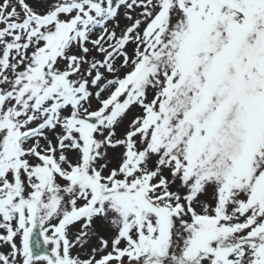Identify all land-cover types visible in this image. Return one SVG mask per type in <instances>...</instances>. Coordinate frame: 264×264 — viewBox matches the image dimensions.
I'll return each mask as SVG.
<instances>
[{
  "label": "snow or ice",
  "instance_id": "1",
  "mask_svg": "<svg viewBox=\"0 0 264 264\" xmlns=\"http://www.w3.org/2000/svg\"><path fill=\"white\" fill-rule=\"evenodd\" d=\"M0 264H264V0H0Z\"/></svg>",
  "mask_w": 264,
  "mask_h": 264
}]
</instances>
